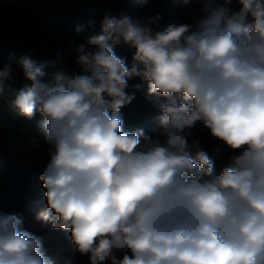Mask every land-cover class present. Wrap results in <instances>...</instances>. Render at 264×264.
<instances>
[{"label": "clouds", "instance_id": "obj_1", "mask_svg": "<svg viewBox=\"0 0 264 264\" xmlns=\"http://www.w3.org/2000/svg\"><path fill=\"white\" fill-rule=\"evenodd\" d=\"M202 2L203 18L162 31L151 26L159 16L105 15L75 47L81 74L59 52L19 61L27 83L8 105L29 119L38 111L49 145L36 219L71 230L90 264H264V0H236L238 11L234 0ZM117 45L135 49L130 67ZM46 66L58 70L43 82ZM11 71L0 67V97ZM131 78L161 112L155 136L124 131ZM198 123L232 152L219 174L189 142ZM23 224L0 212V264H53Z\"/></svg>", "mask_w": 264, "mask_h": 264}, {"label": "trees", "instance_id": "obj_2", "mask_svg": "<svg viewBox=\"0 0 264 264\" xmlns=\"http://www.w3.org/2000/svg\"><path fill=\"white\" fill-rule=\"evenodd\" d=\"M240 7L236 0L230 5L232 11ZM202 8V0L187 4L184 0H0V67L10 64L12 69V78L5 81L0 97V212L21 215L23 228L44 239L46 255L53 264H90V259L71 242V230H54L36 219L38 212L47 207L39 176L50 160L49 145L38 129L43 118L38 111L29 119L16 115L8 105L27 83L19 61L29 56L40 65L55 60L59 52L66 57V72L81 74L75 47L86 44V36L99 32L105 15L117 19L129 16L142 24L159 16L151 26L162 31L169 24H194L203 18ZM78 26L84 31L77 33ZM114 51L131 66L135 49L117 45ZM57 70L46 66L42 81L48 82ZM136 84L143 82L139 78L128 81L126 92L135 98L121 109L124 131L142 128L155 136L161 130V112L146 96L147 85L137 90ZM189 138L198 140L202 149L213 156L217 174L227 166L231 150L208 129L198 123ZM216 147L221 149L219 156L213 154Z\"/></svg>", "mask_w": 264, "mask_h": 264}, {"label": "rangeland", "instance_id": "obj_3", "mask_svg": "<svg viewBox=\"0 0 264 264\" xmlns=\"http://www.w3.org/2000/svg\"><path fill=\"white\" fill-rule=\"evenodd\" d=\"M189 142H191V141H190V138H189ZM231 154H232V152H231V151H229V152H228V154H227V155H228V157H229Z\"/></svg>", "mask_w": 264, "mask_h": 264}]
</instances>
